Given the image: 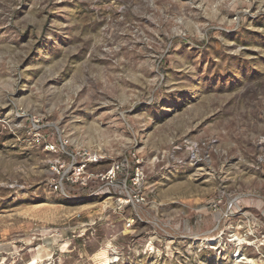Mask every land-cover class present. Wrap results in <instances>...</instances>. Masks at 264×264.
Listing matches in <instances>:
<instances>
[{"label": "rangeland", "instance_id": "obj_1", "mask_svg": "<svg viewBox=\"0 0 264 264\" xmlns=\"http://www.w3.org/2000/svg\"><path fill=\"white\" fill-rule=\"evenodd\" d=\"M80 147L139 155L127 205ZM35 260L264 264V0H0V264Z\"/></svg>", "mask_w": 264, "mask_h": 264}, {"label": "built area", "instance_id": "obj_2", "mask_svg": "<svg viewBox=\"0 0 264 264\" xmlns=\"http://www.w3.org/2000/svg\"><path fill=\"white\" fill-rule=\"evenodd\" d=\"M46 148L48 151H55L54 145L47 144ZM63 154L67 156L66 162H63V181L81 189H91L94 197L112 196L113 191L119 189L117 201L120 205H127L131 201L129 190L138 189L144 183L143 160L134 151H129L124 158L110 162L101 171L95 168L100 166L105 158L97 150L80 147L72 153H65L63 149ZM68 172L71 173L66 177ZM54 189L62 190V184L55 182Z\"/></svg>", "mask_w": 264, "mask_h": 264}, {"label": "bare ground", "instance_id": "obj_3", "mask_svg": "<svg viewBox=\"0 0 264 264\" xmlns=\"http://www.w3.org/2000/svg\"><path fill=\"white\" fill-rule=\"evenodd\" d=\"M34 260V259H33ZM35 264H38L37 262H36V260H35V262H34Z\"/></svg>", "mask_w": 264, "mask_h": 264}]
</instances>
